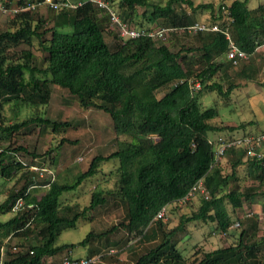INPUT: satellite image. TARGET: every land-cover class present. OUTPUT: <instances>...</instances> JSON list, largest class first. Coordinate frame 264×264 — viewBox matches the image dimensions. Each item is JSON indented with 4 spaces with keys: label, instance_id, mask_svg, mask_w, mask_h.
Here are the masks:
<instances>
[{
    "label": "trees",
    "instance_id": "1",
    "mask_svg": "<svg viewBox=\"0 0 264 264\" xmlns=\"http://www.w3.org/2000/svg\"><path fill=\"white\" fill-rule=\"evenodd\" d=\"M104 1L129 26L155 35L119 37L110 28L108 10L91 0H82L81 5L75 4L76 8L58 10L46 0H5L0 4L10 13L8 28L0 32V134L12 137L22 128L33 126L42 131L52 128L54 132L70 127L69 122L45 117L43 111L20 120L24 109L45 108L57 86L83 109L108 114L118 144L111 154L95 156L89 168L72 180L55 179L47 188L44 186L49 181L40 179L39 172L32 171V165H24L16 154L24 148L0 149V176L12 180L19 175V181H24L20 190H11L0 204V264H46L59 259L52 261L58 263L65 256H72L77 246L90 247L91 257L111 250L102 248L105 245L101 239L117 229L138 238L139 243L156 241L134 264H264L259 215L247 213L238 217L239 226H235L233 216L258 200L264 213V155L261 159L247 158L244 148H231L218 160L220 139L237 137L235 133L246 130L248 124L220 123L218 110L201 103L202 95L208 92L218 93L227 102L235 88L229 73L235 67L227 59L229 41L223 32L188 29L196 23L214 24L227 18L231 39L251 58L264 46V5L250 9V0H223L219 6L208 3L196 7L192 0ZM43 4L67 16L61 22L56 17L49 24L37 10ZM200 9L208 10L212 18L196 21L193 14ZM144 21L158 26L161 22L175 33L183 29V34L194 42L181 43L174 50L167 44L165 34L157 35L165 28L156 31L144 27ZM68 26L72 27L71 34L60 31ZM108 36L114 39L112 46ZM11 51L17 52L14 57ZM243 64L246 71L248 62ZM253 71L242 73L253 79ZM211 133L218 134L216 139L210 138ZM64 142L61 140V144ZM259 151L264 153V145ZM110 161L118 162L112 190L97 189L90 205L81 210L63 205L61 197L65 193L77 190L99 174L102 163ZM225 165L229 173L225 172ZM242 166L247 168L245 179L238 174ZM246 180L251 184L245 185ZM200 184L208 197L201 193ZM196 186L198 190L190 195ZM195 196L200 197L197 211L183 215L177 228L168 231L164 219H156L163 208L166 207L167 217L170 206ZM21 197L24 209L13 213L12 208ZM110 200L124 207V218L119 224L106 232L89 233L78 244H57L63 231L76 227L91 211ZM8 214L12 215L8 220L1 219ZM191 222L212 224L213 232L233 238V242L214 250L197 249L193 258L185 259L173 236ZM11 238L20 241L13 245L9 243ZM118 253L104 256L103 261L125 264Z\"/></svg>",
    "mask_w": 264,
    "mask_h": 264
},
{
    "label": "rangeland",
    "instance_id": "2",
    "mask_svg": "<svg viewBox=\"0 0 264 264\" xmlns=\"http://www.w3.org/2000/svg\"><path fill=\"white\" fill-rule=\"evenodd\" d=\"M5 0H0V4H4ZM74 4H79L82 0H69ZM160 1V0H156ZM166 2V0H163ZM194 6L202 4L214 3L219 6L223 0H192ZM227 4L230 1L226 2ZM264 5V0H250L248 6L250 9H255L260 5ZM16 6L12 7L15 8ZM119 7V6H115ZM189 13L192 11L186 6ZM37 10L50 22L57 17V21H63V17L67 16L65 13L53 12L46 4L39 5ZM143 9H139L141 15ZM10 13L0 12V32L6 30L7 20L10 18ZM196 21L210 20L211 13L208 10L200 9L196 12ZM150 24L144 21V27H151L159 31L165 28L166 42L172 49L177 50L182 43H192L189 37L183 34V29H178L175 33L172 27L168 25ZM110 27V24H107ZM111 28V27H110ZM111 30V29H110ZM63 33L71 34L72 27L68 26L60 30ZM109 35V32H108ZM178 35V38H176ZM110 46L114 43V39L107 37ZM179 42V43H178ZM35 54L39 57L40 53L35 48ZM15 53L11 51V57ZM19 56V55H17ZM16 56V57H17ZM247 64V63H246ZM245 64L238 68H231V81L234 82L235 88L231 93L230 99L227 102L219 97L218 93L208 92L201 97V103L204 107L215 108L219 112L217 120L220 123L227 125H240L241 123L248 124L246 130H240L235 133L237 137L244 136L245 133H257L264 131V46L259 48L254 56L248 60V69L245 71ZM244 69V70H243ZM243 70V71H242ZM253 79H248L242 72H254ZM217 81H221L218 79ZM162 94L160 93V96ZM37 112H44L45 117L51 120H59L69 122L70 127L63 129V131L54 132L52 128L41 130V127L22 128L20 131L8 137L0 134V149L5 150L11 148H24L16 154L21 156L23 162L28 165H36L40 168H46L53 171L56 179L61 182L70 181L72 178L89 168L92 159L97 155L107 156L118 149L117 135L114 130L112 119L108 114L97 109H83L78 101L72 97L66 90L55 86L49 104L41 109H24L20 120L27 119ZM6 115L11 117L9 108H6ZM251 123V124H249ZM211 139H216L218 134H209ZM61 140H65L61 144ZM51 153L47 154L48 151ZM83 158L82 161H78ZM225 172L229 173L230 169L225 165ZM117 161H110L101 164L100 172L95 177L85 181L77 190L65 193L61 197L63 205H70L74 209H83L90 205L91 197L97 189L112 190L115 187L117 180ZM47 173V172H46ZM247 168L242 166L238 170L240 177L245 179ZM49 175V173H47ZM50 176V175H49ZM19 175L12 180H7L0 176V204L3 203L10 191L20 190L24 181H19ZM40 184V182H36ZM245 185L251 184L246 180ZM37 190V189H34ZM33 190V191H34ZM43 189L39 191L41 193ZM200 204V197L195 196L191 200L170 206L165 221L167 230H173L178 227L183 215H190L197 211ZM230 211L232 209L230 208ZM233 212V211H232ZM259 215L260 222V237H264V213L262 212V202L257 201L251 207H245L233 213L235 218V225L239 218L246 214ZM124 207L114 200H110L104 207L91 211L86 219H81L77 226L63 231L57 242L58 245L63 244H78L85 239L89 233H102L111 229L113 226L119 224L124 218ZM12 215H4L2 220H8ZM239 217V218H238ZM242 221H245L242 219ZM240 222V221H239ZM212 224H204L202 222H191L183 229L177 230L173 239L178 243V247L185 259L193 258L197 249L202 250L205 247L207 250H214L220 247H226L233 242V238L223 236L221 233H215ZM105 246L102 248H109L118 251V256L125 264H134L137 257L145 252V249L152 246L156 241L139 243L138 238L127 234L123 229H117L109 233L106 238L101 239ZM235 240V239H234ZM19 238H11L10 242L17 245ZM96 246H100L96 244ZM108 246V247H106ZM90 248V247H89ZM88 247L77 246L73 251V257H85L89 255ZM7 249V246H6ZM108 250V249H106ZM204 251V249H203ZM61 258V257H60ZM54 262L59 261L52 260ZM107 262V261H106ZM106 264V263H105ZM108 264V263H107Z\"/></svg>",
    "mask_w": 264,
    "mask_h": 264
},
{
    "label": "built area",
    "instance_id": "3",
    "mask_svg": "<svg viewBox=\"0 0 264 264\" xmlns=\"http://www.w3.org/2000/svg\"><path fill=\"white\" fill-rule=\"evenodd\" d=\"M92 2L96 3L99 7L105 8L108 10V18L111 23V29L116 32L119 37L121 38H137L140 37L143 34L149 33L151 36H154L155 34L146 32L144 30L132 28L129 26V24L122 21V19L119 17V15L112 10L108 4L104 0H91ZM46 4L50 5V7L54 10L62 9V8H76L78 5H81L79 3L78 5H75L74 3L70 2L69 0H66L62 3L54 2L53 0H46ZM33 7H25L22 9H16L15 11H24L29 10ZM0 11L4 14L8 13L9 11L3 7V5H0ZM229 21V19H228ZM227 24V18L226 21L223 22H216L214 24L209 23H196L193 26L189 27L188 29L190 31H215V32H223L226 35V38L229 41V51L227 53V59L232 63L233 67L237 68L242 65L244 62H248L250 56L244 52L243 50L239 49L236 44L233 42V40L230 37L229 29ZM167 30H163L161 32H158L157 35L162 37L163 34H165ZM196 88H200V84H196ZM220 145L216 151V157L218 160H221L224 157V154L226 150L231 148H244L247 153V158H263L264 153L262 151H259L260 149H263L264 145V133L254 136V135H244L241 137H231L230 139L224 140L220 139ZM1 151V150H0ZM83 158H80L78 161H82ZM23 162V161H22ZM24 165H26L25 162H23ZM32 171L39 172V178L44 179L46 178L49 183L45 185L44 187H49V185L56 179V175L53 171H50L46 168H40L36 165H32L30 167ZM49 173V175L47 173ZM199 188H201V193L205 194L206 197H208V193L205 191V189L202 188V185L200 184ZM198 187H194L192 189V192L190 195L193 194L194 191H197ZM30 190H28L29 192ZM189 195V196H190ZM189 196L186 198L188 199ZM184 202V200L180 201V203ZM24 209V199L21 197L19 198L16 203L14 204L12 208L13 213H17ZM166 207L162 209V211L157 215L156 219H166ZM235 226H239V223H236ZM5 248L3 247L1 250L2 255L4 254ZM117 253L116 250H108L107 252H103L101 254H97L91 257L85 256V257H73L72 256H65L60 262L54 263L52 261L47 262L46 264H105L103 261V257L107 255H115ZM107 264V263H106Z\"/></svg>",
    "mask_w": 264,
    "mask_h": 264
},
{
    "label": "crops",
    "instance_id": "4",
    "mask_svg": "<svg viewBox=\"0 0 264 264\" xmlns=\"http://www.w3.org/2000/svg\"><path fill=\"white\" fill-rule=\"evenodd\" d=\"M50 260H52V259H50Z\"/></svg>",
    "mask_w": 264,
    "mask_h": 264
}]
</instances>
